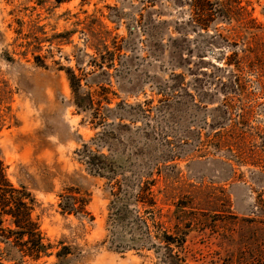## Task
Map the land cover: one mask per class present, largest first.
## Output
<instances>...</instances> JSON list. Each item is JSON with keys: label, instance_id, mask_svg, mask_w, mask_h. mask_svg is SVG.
<instances>
[{"label": "rangeland", "instance_id": "374dc122", "mask_svg": "<svg viewBox=\"0 0 264 264\" xmlns=\"http://www.w3.org/2000/svg\"><path fill=\"white\" fill-rule=\"evenodd\" d=\"M262 55L264 0H0V162L65 264H162L163 232L178 264H262Z\"/></svg>", "mask_w": 264, "mask_h": 264}, {"label": "trees", "instance_id": "16d2710c", "mask_svg": "<svg viewBox=\"0 0 264 264\" xmlns=\"http://www.w3.org/2000/svg\"><path fill=\"white\" fill-rule=\"evenodd\" d=\"M44 1H48L53 4V6L58 7L63 4L66 0H34L36 6L40 7L44 4ZM202 0H198L200 4ZM227 14L222 9L217 10L216 19L226 18ZM223 21V20H222ZM205 21L200 20L198 22V28L202 31H206L208 26L204 24ZM63 34L60 37H63ZM218 38H221L218 36ZM260 42V41H257ZM260 43L254 42V44H248L245 46L244 50H240V54L243 55L242 59H245V55L249 53H254V50L260 48L262 52V47L259 46ZM97 45V44H96ZM102 46V44H101ZM247 47V48H246ZM96 46L94 50L99 49ZM230 56L224 60H230L236 58L238 54L234 51L230 52ZM264 55L255 56V63H261L263 65ZM67 81L69 84V89L73 98V105L78 112H84L87 106H92L91 98L89 94H84L81 86V78H78L74 71L68 69L65 71ZM206 75L198 76L197 81L202 82L203 80L199 77H205ZM180 77H175L179 79ZM239 82H231L228 80L227 89L236 87ZM202 100V99H200ZM109 112L110 110H106ZM102 118V120H104ZM219 125V124H218ZM218 125H215L217 127ZM213 127V126H212ZM218 129L226 130L225 127H218ZM220 148V144L215 145ZM90 153H88L89 155ZM114 162L107 157L102 155H90L88 159V167L90 170H94V173L98 175L105 176L107 172H112ZM73 197L70 196H60L59 209L64 215H73L76 213V205L73 203ZM34 200L30 194L23 188L15 189L9 182L6 169L0 162V264H37L43 259H49L53 257L56 260V264H65L63 261L68 255V249L58 244L54 246L44 238L43 234L40 232L38 225L31 219L32 205ZM159 240L163 243V250L160 254L162 264H178V256L173 254L172 245L175 243L174 238L163 232ZM181 244V242H180ZM54 251H56L54 253ZM262 264H264V252H262Z\"/></svg>", "mask_w": 264, "mask_h": 264}]
</instances>
